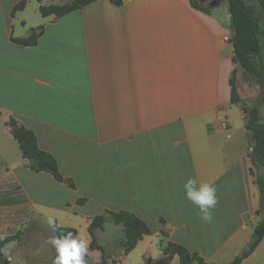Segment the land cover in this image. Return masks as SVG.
I'll list each match as a JSON object with an SVG mask.
<instances>
[{
	"label": "crops",
	"instance_id": "crops-1",
	"mask_svg": "<svg viewBox=\"0 0 264 264\" xmlns=\"http://www.w3.org/2000/svg\"><path fill=\"white\" fill-rule=\"evenodd\" d=\"M23 1L0 0V242L12 238L4 258L53 264L49 239L73 232L89 241L87 264H180L169 245L206 264H264V238L244 253L261 197L247 117L232 102L228 11L95 0L44 17L26 0L13 13ZM36 31L34 45L14 41ZM11 119L53 156L62 182L31 169ZM190 177L217 188L209 223L185 198ZM120 212L151 230L128 251L122 224L90 230Z\"/></svg>",
	"mask_w": 264,
	"mask_h": 264
},
{
	"label": "trees",
	"instance_id": "trees-1",
	"mask_svg": "<svg viewBox=\"0 0 264 264\" xmlns=\"http://www.w3.org/2000/svg\"><path fill=\"white\" fill-rule=\"evenodd\" d=\"M37 1L40 4L39 11L42 16L47 17L55 15L57 17H61L75 10L81 9L95 0L84 1L67 10H64L62 7L57 5H43L45 0ZM111 1L115 4H120L122 2V0ZM189 1L196 10L205 14H211V7H202L196 0ZM224 1L227 3L228 13L230 15V27L233 32L231 44L234 48L233 62L235 64V70L238 66L242 69L244 75H247L258 83L260 87V103L264 108V66L262 65L264 52L259 37L261 32V18L257 14L260 8L257 5L248 6L244 0ZM259 3L261 5V11L264 14V0H259ZM25 5L26 0L17 5L14 8L13 13L23 10ZM37 36V34L33 33L28 39L14 41L19 44L34 45L36 44ZM233 74L230 81L232 88V102L239 103L236 98V88L234 85ZM242 109L246 114L247 127L251 135L252 151L250 156L254 166L259 170L257 175V185L260 190L261 207L257 214L261 218L259 223L254 228L252 241L249 246L250 251H253L264 238V124L261 123L259 108L245 109L242 107ZM8 126L20 146L23 157L30 161L31 169L36 173L44 171L50 172L57 181L62 182L64 179L59 173L55 159L50 154L39 150L35 134L19 125V123L14 119L9 121ZM108 220L114 224H122L124 226L127 238V251L134 248L143 236L151 233L149 226L144 221L135 218L127 212L108 213L106 215L96 217L91 224V232L96 228H103L104 224ZM10 240H12V238L0 242V264H9L7 259L4 258L1 248L5 242ZM164 252L167 255H178L180 257V264H191L194 260L198 259L187 250L181 247H174L172 245L164 248ZM241 260L242 258L239 257L231 264H240ZM198 261L200 264H206L202 259H198Z\"/></svg>",
	"mask_w": 264,
	"mask_h": 264
},
{
	"label": "clouds",
	"instance_id": "clouds-1",
	"mask_svg": "<svg viewBox=\"0 0 264 264\" xmlns=\"http://www.w3.org/2000/svg\"><path fill=\"white\" fill-rule=\"evenodd\" d=\"M185 198L198 208L197 215L204 223L213 219V210L218 203L217 188L212 182L201 183L198 177H190L183 185ZM51 224L52 221L49 220ZM56 230L55 227L53 229ZM56 250L53 264H87L85 256L88 252L89 241L82 234L67 232L60 236L51 237L48 241ZM9 264L12 257L9 255ZM159 259V252L154 254Z\"/></svg>",
	"mask_w": 264,
	"mask_h": 264
},
{
	"label": "rangeland",
	"instance_id": "rangeland-1",
	"mask_svg": "<svg viewBox=\"0 0 264 264\" xmlns=\"http://www.w3.org/2000/svg\"><path fill=\"white\" fill-rule=\"evenodd\" d=\"M46 1V0H45ZM87 0H58V1H47L45 4L43 2V5L49 6V5H57L59 7H62L64 10L70 9L74 7L75 5L82 3ZM202 7H211L212 11L216 9V7H220L222 11H228L227 3L224 0H196ZM245 3L248 6L257 5L260 9L258 11V16H260V24H261V32H260V42L263 47L264 52V14L261 11V5L259 3V0H244ZM35 34H38L37 31ZM262 65L264 66V60L262 62ZM234 85L236 88V98L237 101L240 103L241 107L245 109H251V108H259L260 109V117H261V123L264 124V108L260 103V87L258 83L248 77L247 75H244L241 68L237 66L234 74ZM250 246V245H249ZM248 249V250H246ZM244 253L251 254L249 248H246Z\"/></svg>",
	"mask_w": 264,
	"mask_h": 264
},
{
	"label": "built area",
	"instance_id": "built-area-1",
	"mask_svg": "<svg viewBox=\"0 0 264 264\" xmlns=\"http://www.w3.org/2000/svg\"><path fill=\"white\" fill-rule=\"evenodd\" d=\"M226 41H231V39L230 38H226ZM225 125L227 127V123Z\"/></svg>",
	"mask_w": 264,
	"mask_h": 264
},
{
	"label": "water",
	"instance_id": "water-1",
	"mask_svg": "<svg viewBox=\"0 0 264 264\" xmlns=\"http://www.w3.org/2000/svg\"><path fill=\"white\" fill-rule=\"evenodd\" d=\"M246 250H248V249H246Z\"/></svg>",
	"mask_w": 264,
	"mask_h": 264
}]
</instances>
